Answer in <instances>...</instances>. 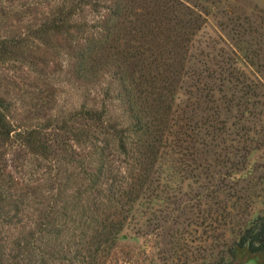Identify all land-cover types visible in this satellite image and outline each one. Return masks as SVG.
I'll return each mask as SVG.
<instances>
[{
	"label": "trees",
	"instance_id": "obj_1",
	"mask_svg": "<svg viewBox=\"0 0 264 264\" xmlns=\"http://www.w3.org/2000/svg\"><path fill=\"white\" fill-rule=\"evenodd\" d=\"M184 1L48 0L51 13L17 45L0 41L5 60L17 46L38 41L53 47L58 34L79 38L74 56L81 71L114 70L109 76L117 83L106 81L98 109L82 107L49 126L15 125L0 98V143L44 161L36 166L46 167L50 190L49 197L31 189L15 198L5 188L9 181L2 180L0 207L13 205L4 214L12 221L26 198L42 195L47 200L42 232L49 231L58 207L71 222L81 210V219H87L78 226L90 223L98 244L83 247L85 252L80 247L71 264H102L103 251L144 206L148 214L154 210L148 226L156 220L157 228L169 232L191 213L192 224L212 232L209 238L221 243L204 264H264V207L253 212L251 194L264 184V109L258 110L264 107V79L245 70L237 57L241 68L233 63L213 69L198 56L195 62L189 44L209 11H196ZM87 9L101 12L98 22L88 21ZM107 100L119 103L118 117ZM96 186L97 200L88 203L98 213H89L86 193ZM229 223L238 225L231 239L222 231ZM85 236L82 232L80 238ZM37 249L41 264L68 261ZM240 253L248 257L241 259Z\"/></svg>",
	"mask_w": 264,
	"mask_h": 264
},
{
	"label": "rangeland",
	"instance_id": "obj_2",
	"mask_svg": "<svg viewBox=\"0 0 264 264\" xmlns=\"http://www.w3.org/2000/svg\"><path fill=\"white\" fill-rule=\"evenodd\" d=\"M47 1L0 0V41L9 39L13 41L12 45H17L21 37L30 33L51 13V4L48 5ZM184 2L190 3L196 11L203 10L202 7L209 11L189 44L195 62H198V56L218 70V65L226 69L235 63L240 67L238 59L235 60L237 57L244 61L245 70L253 69L257 71L255 77L264 79V0ZM85 15L90 23L98 22L101 18V12L90 9L86 10ZM52 42L53 47L38 41L29 46H17L12 48L10 58L0 59V98L3 105L9 106V119L15 125L29 128L49 126L57 117L68 116L82 107L98 109L102 99H105L106 81L117 83L110 79L113 69L98 74V70L87 73L78 68L74 55L80 43L79 38L72 40L67 35L58 34L53 36ZM190 64L194 66L193 60ZM217 76L221 78L222 74L217 73ZM223 76L225 78L226 73ZM247 78L251 76L247 75ZM106 104L114 116L118 117L122 113L117 101L107 100ZM0 157V182L9 181L5 182V188L15 198L31 189H40L47 197L50 196L49 182L46 183L44 179L46 167L36 166L41 163L44 165V161L23 151H16L15 147L10 149L5 143L4 146L0 143ZM260 162L264 165V159L261 158ZM71 172H74L73 168L69 169ZM74 185L77 186L75 179ZM259 185L251 190L255 201L253 212L264 207V184ZM86 195L85 202L92 207L89 213L97 212L94 203H88V198L97 200L98 186ZM11 205L0 207V264H41L42 260L37 258L35 252L38 251L37 247L49 251L51 255L68 258V263L52 259L48 264H71L70 257L80 247V251L85 252L83 247L96 241L93 236L95 229L90 228V223H85V227L78 226L87 219H81V210L74 213L81 222H71L62 217V208L57 206L60 211L51 217L52 224L47 226L49 231L42 232L39 224L44 220L42 213L47 208L45 197L38 195L37 198H26L18 216L9 221V216L7 218L4 214L8 215L6 212L13 208ZM151 212L146 213L145 206L136 212L135 218L126 223L114 243L106 247V252L103 251L102 256H105L102 264H204L215 245L221 243L209 238L212 232L206 228L192 224V217L189 220L191 213L187 215L188 220L182 219L180 225H172L168 232V227L164 230L157 228L156 220H152L148 226V219L153 218L154 210ZM161 213L158 211L156 215ZM10 214L14 215L15 212L12 210ZM237 227L234 223L223 226L222 231H225L227 239L235 237ZM82 232L86 236L80 238ZM97 244L94 243L93 247ZM239 257L246 259L248 254L240 253Z\"/></svg>",
	"mask_w": 264,
	"mask_h": 264
}]
</instances>
